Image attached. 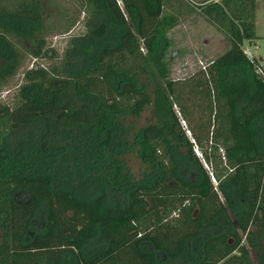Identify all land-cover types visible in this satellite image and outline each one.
I'll use <instances>...</instances> for the list:
<instances>
[{
  "label": "trees",
  "instance_id": "16d2710c",
  "mask_svg": "<svg viewBox=\"0 0 264 264\" xmlns=\"http://www.w3.org/2000/svg\"><path fill=\"white\" fill-rule=\"evenodd\" d=\"M121 1L0 0V90L79 12L89 42L0 102V264H264V75L243 49L258 0L192 5L231 47L178 80L168 31L188 0ZM130 147L143 180L124 173Z\"/></svg>",
  "mask_w": 264,
  "mask_h": 264
},
{
  "label": "rangeland",
  "instance_id": "374dc122",
  "mask_svg": "<svg viewBox=\"0 0 264 264\" xmlns=\"http://www.w3.org/2000/svg\"><path fill=\"white\" fill-rule=\"evenodd\" d=\"M57 2L72 4V0H56ZM205 0H188L187 5L184 6L185 15L179 24L172 26L168 31L171 38V46L168 51L166 60L169 63L170 77L172 79H184L194 75L200 69L206 68L214 59L219 57L231 47L229 37L220 31L217 27L216 20H211L202 13L200 9H191L192 5H198ZM221 1V0H219ZM120 4L123 6L121 0ZM189 3V4H188ZM178 5L175 3L174 7L165 6V13L172 10H177ZM79 7L76 5L70 8L69 14L77 12ZM55 11V10H54ZM85 14L79 12V20L67 33H54L46 37V45L41 55L35 56L26 53L24 56L23 65L17 72L8 80L0 90V102L13 106L18 101L19 88L28 83L29 79H33L36 74L41 75L42 71L39 69L47 68L49 65L57 64L61 61L65 53L71 59H77L83 56L86 49L88 39L84 37L86 33ZM257 38L255 41L245 43L246 48L255 56V60L264 69V0H258L257 10ZM24 42L23 45H27ZM38 72V73H37ZM32 89H29V91ZM175 110L179 115L180 124L186 131L188 137L194 142L192 131L189 130L191 123L183 119L178 106ZM151 118V107L148 106L138 117H128L127 122L130 127L131 134L135 133L139 127ZM129 138H131L129 136ZM211 139V138H210ZM210 145V144H209ZM195 152L202 160L204 166L211 171L212 166L207 164L204 160L202 149L195 143ZM221 153L223 150L221 149ZM126 169L124 173L130 175L133 180H143L148 177L149 173L153 171V167L144 163L139 157L134 148H129L123 155ZM212 174V173H211ZM212 180L217 185V180L212 175ZM37 225H33L29 231L38 229ZM252 264H258V261L253 253H251Z\"/></svg>",
  "mask_w": 264,
  "mask_h": 264
},
{
  "label": "built area",
  "instance_id": "2783aa9c",
  "mask_svg": "<svg viewBox=\"0 0 264 264\" xmlns=\"http://www.w3.org/2000/svg\"><path fill=\"white\" fill-rule=\"evenodd\" d=\"M245 45H246V44H244V46H243V49H244L245 54L249 57V59H251V61H254V60H255V56L251 53V51H249V50L246 48ZM256 67H257V71H258V73L264 75V69H263L260 65H257Z\"/></svg>",
  "mask_w": 264,
  "mask_h": 264
}]
</instances>
